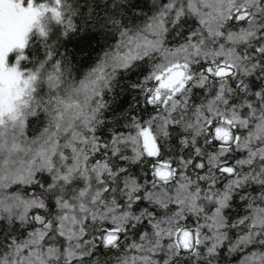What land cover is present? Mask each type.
Listing matches in <instances>:
<instances>
[{"label":"snow or ice","instance_id":"6c2138e0","mask_svg":"<svg viewBox=\"0 0 264 264\" xmlns=\"http://www.w3.org/2000/svg\"><path fill=\"white\" fill-rule=\"evenodd\" d=\"M153 7L82 71L73 0H0V264H264V0Z\"/></svg>","mask_w":264,"mask_h":264},{"label":"trees","instance_id":"16d2710c","mask_svg":"<svg viewBox=\"0 0 264 264\" xmlns=\"http://www.w3.org/2000/svg\"><path fill=\"white\" fill-rule=\"evenodd\" d=\"M79 15L76 18L77 31L68 37H62L60 51L65 53L73 66L87 69L94 63L97 55L106 46L105 33L108 29L104 20L109 15L123 16L139 22L144 15H150L155 9L153 0H73ZM118 5V7H117ZM41 51H34L39 58ZM140 78L139 72H129L121 78L114 91L109 94L111 111L109 118L122 117L134 112L137 93L131 85ZM100 258L104 257L100 255ZM227 264V262H224Z\"/></svg>","mask_w":264,"mask_h":264}]
</instances>
